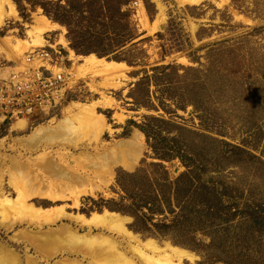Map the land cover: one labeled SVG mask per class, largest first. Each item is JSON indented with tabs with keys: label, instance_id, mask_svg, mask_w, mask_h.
<instances>
[{
	"label": "rangeland",
	"instance_id": "obj_1",
	"mask_svg": "<svg viewBox=\"0 0 264 264\" xmlns=\"http://www.w3.org/2000/svg\"><path fill=\"white\" fill-rule=\"evenodd\" d=\"M185 2L9 0L15 13L6 16L0 27V75L7 77L11 68L20 66L33 50L27 44L20 45L23 53L18 57L7 49L5 41L10 39L13 45L28 41L35 21L44 17L60 29L43 35L44 44L35 50L33 58L43 52L72 79L65 101L52 111L28 120L0 115V198H16L13 183H19L30 195L21 211L0 216V258L11 261L13 257L18 264H104L101 258L84 255L89 246H83L82 241L89 238L92 248L104 247L107 240L115 242L117 264H264V0ZM118 3L125 4L121 7L123 16L112 21L105 16L107 7H117ZM70 51L75 57L92 54L106 62L123 63L126 68L114 75L90 72L75 77L77 65ZM167 65H173L178 76L186 77H175L164 86L150 83L146 97L143 90L135 93L145 75L151 76L155 67ZM189 69L193 72L184 73ZM193 73L205 81L198 96L183 82ZM190 103L197 104L196 109ZM69 106L93 109L99 122L96 131L75 122L76 112L66 115ZM64 117L71 121L68 126L72 129L65 125L66 130L55 141L41 143L32 151L18 144L38 126ZM151 117L163 124L148 122ZM19 120L26 121L22 130H16ZM146 125L159 137L175 138V143L160 146L168 149V161L155 159L151 141L138 128ZM185 150L189 157L199 151L205 159L195 158L199 171L192 176L199 178L195 183L190 180V192L176 196L169 188L162 191L170 203L160 204L157 213L140 209L137 213L143 217L137 226L131 216L107 209L130 204L122 201L126 194L116 183L118 172L136 173L134 179L126 178L125 182L133 200L141 203L149 199L145 193L161 191V171L152 163L162 165L168 181L174 182L187 171L176 158L185 155ZM45 155L50 167L42 165ZM60 167L80 173L77 175L84 178V185L93 184L97 189L75 202L79 186L48 175ZM38 181L46 188L51 183L65 189L32 190L30 186ZM201 185L207 191H202ZM40 193L56 200L36 195ZM29 205L42 210L41 219H26ZM223 205L229 209L224 210ZM105 213L124 218L123 228L134 241L111 225L104 228L96 221L91 223L93 215ZM79 216L90 222L83 225ZM143 225L150 230L143 231ZM162 225L167 229L160 228ZM23 234L47 241L38 251L27 244ZM147 242L159 249L150 253L151 262L131 252V246L142 248ZM166 245L189 257L178 261L170 256L171 262L165 261L168 252L162 250ZM77 247L83 249L76 253Z\"/></svg>",
	"mask_w": 264,
	"mask_h": 264
},
{
	"label": "bare ground",
	"instance_id": "obj_2",
	"mask_svg": "<svg viewBox=\"0 0 264 264\" xmlns=\"http://www.w3.org/2000/svg\"><path fill=\"white\" fill-rule=\"evenodd\" d=\"M181 1H184V2L185 1L186 2L187 1H190V2L193 1L194 2L195 0H181ZM13 7L14 6H12L9 3V0H0V27L2 26L3 21L5 20L6 16L13 15L15 13V10H14ZM58 29H60V27L57 24L51 23L46 18L41 17V18H39V19H37L35 21V26L30 30V32H29V40L28 41H21V44H19V43L16 44L15 43L16 45H13L12 42L10 41V39H9V40L5 41L6 42V47H7L8 50H11V52L13 54H16L18 57H20L22 55V53H23L22 50H21V46H23L24 44H27L28 45V49H33V50L29 51L30 53L28 55H32V54L35 53V50L37 48H41L42 45L44 44L43 35L45 33H48V32H55ZM59 44L63 48L67 47L66 43L63 40H60ZM69 54H70L71 59L74 58L72 61H74L76 63V65H77L76 67H74L75 68V74H74L75 77H78L79 75H84V74L90 73V72H92V73L93 72H97L98 74L104 75V76L114 75V74H119L121 72L120 70L122 68H126V66L123 63L106 62L105 60L99 59V58L95 57L92 54L88 55V56H84V57H75L71 51L69 52ZM28 55L25 56L24 61L20 65L28 66L27 63H29V61H26ZM36 59H38V60H36ZM39 62H40L39 61V57L36 56L33 59V65H39L40 66L41 64ZM20 68H22V67L19 66L15 70H18ZM94 74H96V73H94ZM5 76L6 75H2V73H1L0 78H4ZM70 84H71V81H70ZM71 112L72 113L76 112L77 116L76 115L75 116L77 117L76 119L78 121L75 120V122H77L79 125L83 126L84 128H87V129H89L91 131H93V130L96 131V129L98 128V125H99L98 123L99 122L95 119V116H94V113H93V109H90V108L88 109V108H83V107L79 108V106H69V107H67L65 109L66 115L69 114V116H71V114H70ZM73 119H74V117H73ZM70 123H71V121L66 117L65 119H62L61 121H58V122H55V123L38 126L36 129H34V131L27 138L18 140V144L23 145L26 148H29L31 151L35 150L38 146H40L41 143H44V142L47 143V142L52 141V140L55 141V139L59 138L60 135H62V134H60V133H62V130H66L65 129L66 128L65 125L68 126V124H70ZM70 125L68 127H70ZM25 126H26V121L19 120V122L17 123V129L16 130H22V129L25 128ZM70 129H72V128L70 127ZM133 151H134V148H133ZM115 156L113 155V157H115ZM117 156H122V155H117ZM106 157H108V156H106ZM43 158H45V159L42 161V165L44 167H50L51 166V162L48 160V157L45 155V156H43ZM109 159H110V157H109ZM111 159H113V158H111ZM113 160H115V159H113ZM121 163H123V161ZM116 164H118V163H116ZM132 164L134 165V163H132ZM78 165L80 166V164H78ZM125 166L126 167H130L131 165H130V163H127V164H125ZM77 174H80V173H77ZM77 174H72V171H71V173L68 172V170H65L64 167L55 168L53 171L48 172V175L52 179H57V181H58V179H60V180L66 181L67 183H72V184L77 185V186L80 187V188L78 187V190L75 191V196H74L75 202H77V199H78L79 196H82L83 194H86L88 192H93V191H95L97 189V186H95L93 184L84 185L85 184L84 178L81 177L80 175H77ZM81 175H82V173H81ZM86 180H88V179H86ZM43 186L44 185L41 184L38 181L35 184L31 185L30 188L32 190H35V191H37V189H38V190L43 191V192L45 191V189L46 190H53V191H62L63 189H65L64 185H59V184L56 185V184H51L50 183L48 188L43 187ZM81 187H83V188L81 189ZM12 188L16 191L17 196H16V198L14 200H9L8 198H5V197L4 198H0V209L4 210L3 212H0V216H4L6 214L8 215L10 213L11 214L12 213H17V212L21 211V208H23L27 204V201L30 199V195H27V193L24 192L25 190L23 189V187L19 183H13L12 184ZM36 195L41 197V198H43V199L47 197L48 199L56 200V199H54V197L49 196V195L44 194V193L43 194L40 193V194H36ZM55 198H57V197H55ZM27 213L28 214L26 216L27 217L26 219H29V218L30 219H34V218H36V220L38 221L39 219H41L40 214H42L43 212H42L41 209H39V208L37 209V208H35V206L29 205ZM78 219H79V221L83 222V225H85L84 224L85 222L86 223L90 222V219L87 220V219H84L83 217H80V216H79ZM76 220H77V218H76ZM124 220H125L124 218H122V217H120L118 215H115V214H112V213H105V214H103L101 216L100 215H93V218L91 219V223L96 221V224L103 225L104 228H105V226L107 228H109V226L111 225V229L116 230V231H120L121 233H124L125 237L127 235L129 240H131V238L133 237V241H134L135 237L132 236L130 233L125 232V229L123 228ZM23 236H24V240L27 242V244L29 243L28 245L33 246L38 251L41 250V248L44 246V244L47 241L46 240L47 238L35 237V236H31L29 234H23ZM83 239L84 240L82 241V244L83 243L84 244L88 243L87 245L90 247V248L89 247L86 248L85 254L83 253L84 255H86V256H88L90 258H94V259L101 258V261L105 262L104 264H117V261H118L117 258H116L117 254H116V250H114L115 249V242L107 240V241H105V242H107V244L104 247H99V248H94L93 247L92 248L93 242L92 241L89 242V240H88L89 238L88 239L83 238ZM80 244H81V241H80ZM84 244H83V246H84ZM81 248L82 247H77L74 252L77 253V252L81 251L83 249V248L82 249ZM158 250L159 249L157 247H155L154 244H151L150 242H147L146 244H144V246L142 248H140L138 246H131V252L133 253V255L134 254L139 255L141 258H143L145 260V262H151V260L153 258L150 255V253L158 252ZM166 251L168 252V255L166 254V257L168 259L165 256H163V258L165 257L166 260L162 258L165 261L170 260V258H169L170 256L172 258L177 259L178 261L189 257V255L186 252H184L182 250H179V249H176V248H172V247H170L168 245H166L165 248L162 250V252L164 254L166 253ZM154 257H156V256H154ZM154 260H155V258H154ZM169 262H171V260ZM0 264H18V263H17L16 260L13 259V257H11V261H9V260L6 261V259L0 258ZM27 264H35V263L33 261H31V262L27 261Z\"/></svg>",
	"mask_w": 264,
	"mask_h": 264
},
{
	"label": "trees",
	"instance_id": "obj_3",
	"mask_svg": "<svg viewBox=\"0 0 264 264\" xmlns=\"http://www.w3.org/2000/svg\"><path fill=\"white\" fill-rule=\"evenodd\" d=\"M123 5H125V4L118 3L117 7H112V8L107 7L108 10H107L105 16L110 18L112 21H117L118 17L123 16L122 11H121V7ZM56 6H58V5H56ZM58 8H61V7L58 6ZM44 12L47 13L45 10H44ZM92 17H94L93 14H92V16H90V18H92ZM114 23H116V22H114ZM103 34H106V33H103ZM103 40L107 41L106 38ZM110 41H112V40L110 39ZM105 43L107 45L110 44L108 42H105ZM131 63H132L131 61L128 62V64H131ZM152 71H153V75H151V76L145 75L141 79V82H139L136 85V88H138V87L139 88L137 90H135V93L139 90H143V92L145 93V97H146V95H148V93H149L150 83H152L154 87H157L160 85L164 86V84L168 85L169 83H172L173 79L175 77L178 79L179 78L183 79L184 77H186L185 75L178 76L177 75L178 70L173 65L155 67ZM187 72H193V70L189 69V70L184 71V73H187ZM194 72H196V71H194ZM192 75H193L192 78H188V79L186 78L183 80V82L186 84L185 85L186 89H189L191 93H194L195 96H198V95L203 93L202 90H203V86L205 85V81L199 80V78L197 77V75L195 73H193ZM185 80H188V81L185 82ZM141 83H145V84L143 85V87L140 88ZM205 95H206V93H205ZM135 100H136V103L141 104V101L139 103V101L137 99H135ZM190 105H192V107H194V109H196V107H197V104H195V103H190ZM148 122H153V123L160 122L163 124L162 120H158V119H155L152 117L150 119H148ZM138 128L145 135L147 141L148 142L151 141L150 147H151V149L155 155V159H158L160 161H168L169 158L166 156L167 152H165V150H168V149L161 148L160 146L164 145L165 143L168 145H169V143H172V142L175 143V138H171V139L167 140L164 137H159L158 133H153L150 131V128L148 127V125L138 127ZM167 133H169V132H167ZM221 144H223L224 146H229L227 143H224L222 141H221ZM185 153H186L185 155H181V154L176 155V158L180 159V161L185 166L187 171L185 173L181 174L176 180H174V182L168 181L167 174L164 171V168L162 165L152 163V166L157 167L161 171V173L159 175L161 177L162 183L158 184V187L161 191L158 193H156L157 191L145 193V197H148L149 199L141 201V203H140V201L136 202L133 200L132 196L130 195L131 192L127 188L128 185H126L127 183L125 182L126 178L134 179V176L136 175V173L125 174V173L118 172L117 177H116V183L120 186L122 191L126 194V197L122 198V201H124V200L129 201L130 204L127 206V205H123L122 203H120L119 205H115V208L108 206L107 209L109 211H116V212L131 216L134 219V223H135L134 225L137 226L139 219H141L143 217V213L141 216L137 213V212L141 211L140 209H142L143 207H146L148 209V211H150V212L153 211L151 213H155V212L157 213L160 211V204H164L167 206L168 203H170V199H167L162 191H165L169 188V190H171V191L174 190V191H172V193H175V191H176V196H177V194H182V192H187V193L190 192L189 188H191V185L193 184L192 182L195 183V181L198 180V178H199L196 174H194V176H192L194 172L196 173L197 171H199V169L197 170V168L195 166V164H196L195 158L199 159L201 161H204L205 159L201 158L203 155H201V153H199V151L198 152L195 151V153L193 154V157H189V152L187 150H185ZM183 179H184V181H183ZM190 180H192L191 183H190ZM153 184H155V182L150 183L151 186ZM171 188H174V189H171ZM201 188H202V191H204V190L207 191V188L205 187V185H201ZM159 193H162V194H159ZM223 207L225 208L224 210H227V208H228V206L226 207L225 205H223ZM153 228H159V225H153ZM160 228L167 229L166 226H163V225ZM142 230L147 231L150 229L148 227H146L145 225H143ZM158 232L161 236L164 235L163 231L159 230Z\"/></svg>",
	"mask_w": 264,
	"mask_h": 264
},
{
	"label": "built area",
	"instance_id": "obj_4",
	"mask_svg": "<svg viewBox=\"0 0 264 264\" xmlns=\"http://www.w3.org/2000/svg\"><path fill=\"white\" fill-rule=\"evenodd\" d=\"M33 55L26 59L28 66L20 65L22 68L18 70L15 69L19 66L11 68L8 76L0 80V115L9 117L11 114L16 119L28 120L52 111L65 101L70 74L44 57L43 52L42 56H37L41 65H33Z\"/></svg>",
	"mask_w": 264,
	"mask_h": 264
}]
</instances>
